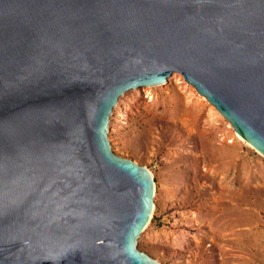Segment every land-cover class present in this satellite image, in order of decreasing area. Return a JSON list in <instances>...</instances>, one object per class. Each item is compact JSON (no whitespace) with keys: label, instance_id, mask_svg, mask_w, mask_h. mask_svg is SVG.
Returning a JSON list of instances; mask_svg holds the SVG:
<instances>
[{"label":"water","instance_id":"obj_1","mask_svg":"<svg viewBox=\"0 0 264 264\" xmlns=\"http://www.w3.org/2000/svg\"><path fill=\"white\" fill-rule=\"evenodd\" d=\"M176 71L264 154V0H0V264H161L108 128Z\"/></svg>","mask_w":264,"mask_h":264},{"label":"rangeland","instance_id":"obj_2","mask_svg":"<svg viewBox=\"0 0 264 264\" xmlns=\"http://www.w3.org/2000/svg\"><path fill=\"white\" fill-rule=\"evenodd\" d=\"M108 137L155 179L141 250L161 264H264V154L181 72L125 91Z\"/></svg>","mask_w":264,"mask_h":264}]
</instances>
